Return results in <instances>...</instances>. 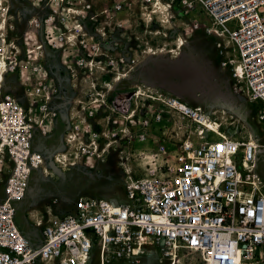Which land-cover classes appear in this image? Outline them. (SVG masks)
<instances>
[{"label":"built area","instance_id":"built-area-1","mask_svg":"<svg viewBox=\"0 0 264 264\" xmlns=\"http://www.w3.org/2000/svg\"><path fill=\"white\" fill-rule=\"evenodd\" d=\"M64 1H53L47 15L30 20L35 42L26 47V61L4 60L5 73L15 67L30 70L21 77L28 110L12 94L0 95V164L6 157L12 164L0 187V264H87L94 249L100 254L99 264L108 256L131 257L138 263L148 247L157 248L162 259H171L177 250L193 256L197 264H264V193L256 168L259 146L226 135L211 139L203 127L176 140L170 135L180 128H166L156 152L143 164L145 173L133 179L125 169L126 201L78 197L72 211L62 216H53L48 208L49 217L36 223L41 230L38 239L20 230L15 203L25 197L32 168L44 161L32 151L30 118L37 112L40 123L53 121L68 103L40 62L43 51L60 52L67 60L75 48L84 49L77 64L91 70L95 59L88 57L100 50L97 44L85 45L100 33L96 16L89 15L90 4L74 9L67 0L68 7L61 9ZM179 1L187 11L194 3L199 5L207 24L194 20V30L203 29L222 43L220 69L229 76L235 95L244 94L259 104L258 118L264 125V0ZM121 9L115 5V11ZM103 13L108 16L107 10ZM85 18L93 31L79 23ZM150 99L159 100L182 122L199 127L205 118L199 108L176 97ZM116 107L121 108L120 103ZM136 110L130 109L128 117L133 118ZM144 113L153 123L163 119L153 105ZM138 127L135 140L144 142L152 127L150 119L139 121ZM262 152L264 156V148Z\"/></svg>","mask_w":264,"mask_h":264},{"label":"rangeland","instance_id":"rangeland-1","mask_svg":"<svg viewBox=\"0 0 264 264\" xmlns=\"http://www.w3.org/2000/svg\"><path fill=\"white\" fill-rule=\"evenodd\" d=\"M53 1L57 0H0V95L12 94L27 110L21 77L30 69L15 67L5 73L4 60L10 57L17 64L27 60L26 47L35 42L29 22L34 15H47ZM66 1L61 9L68 7ZM154 1L70 0L74 9L89 3V15L97 18L95 27L100 33L93 42L85 43L100 47L88 57V61L95 59L89 65L91 70L77 64L85 55L84 49L75 48L64 61L60 52L44 49L40 62L68 103L53 121L40 123L37 112L30 118L32 151L44 161L32 168L25 197L15 203L17 224L30 238L40 237L36 223L49 217L48 208L53 216H62L72 211L78 197L126 201L125 169L133 179L141 177L143 164L156 152L166 128H180L171 133L174 140L188 131L200 130V126L171 116L159 100L151 101L160 95L199 108L223 135L239 140L263 137L256 143L260 149L257 175L264 193V125L258 118L259 104L248 101L244 94H234L229 76L220 69L222 43L203 29L194 30V20L207 24L197 3L187 11L179 0H160L169 9L170 24L163 23L162 14L152 12ZM116 4L122 6L120 11L114 10ZM79 23L93 31L88 18ZM149 105L162 114L161 122L153 123L150 115H145ZM130 109H137L133 118L128 117ZM144 118L150 119L152 127L147 140L137 142L138 122ZM209 138L218 137L210 134ZM0 166L1 187L12 164L6 157ZM177 255L175 261L173 254L171 259H162L157 248L148 247L138 263L131 257L108 256L106 264H197L196 259L191 260L193 256H184V252ZM99 257L98 251L92 250L87 264H99Z\"/></svg>","mask_w":264,"mask_h":264},{"label":"bare ground","instance_id":"bare-ground-1","mask_svg":"<svg viewBox=\"0 0 264 264\" xmlns=\"http://www.w3.org/2000/svg\"><path fill=\"white\" fill-rule=\"evenodd\" d=\"M153 11V13L155 14V13H158V14H162L163 15V17H164V20H163V23H170L171 24V21H170V13H169V9H168V11H167V8H166V6L160 1V0H155L154 1V5H153V9H152ZM160 16V15H159ZM148 19V18H147ZM149 20V19H148ZM151 52H152V50H151ZM117 80L118 79H116V78H114L113 79V83H116L117 82ZM200 127H203V128H205L206 130H207V132H209L210 134H212V135H214V136H216V137H218V138H220L221 136H224L222 133H221V131H220V129H219V127H218V125H215V124H213L211 121H210V119L209 118H207L206 116H205V118L203 119V120H201V125H200ZM201 130V129H200ZM261 139H263V137L262 138H260L258 135H254V137L253 138H251L250 140L251 141H253V142H258V140H261ZM257 144V143H256ZM256 168H257V171H258V164H257V166H256ZM258 174V173H257ZM177 250H175V252L173 253V259H174V261H175V259L177 258ZM107 262L105 261L103 264H106Z\"/></svg>","mask_w":264,"mask_h":264},{"label":"water","instance_id":"water-1","mask_svg":"<svg viewBox=\"0 0 264 264\" xmlns=\"http://www.w3.org/2000/svg\"><path fill=\"white\" fill-rule=\"evenodd\" d=\"M49 165L51 166V168H52L54 171H58V169L56 168V166L54 165L53 162H49Z\"/></svg>","mask_w":264,"mask_h":264},{"label":"crops","instance_id":"crops-1","mask_svg":"<svg viewBox=\"0 0 264 264\" xmlns=\"http://www.w3.org/2000/svg\"><path fill=\"white\" fill-rule=\"evenodd\" d=\"M62 59H63V58H62ZM63 61H64V60H63ZM134 67H136V66H133L132 69H135ZM135 78H136V77H135ZM135 78H134V79H135ZM123 81H126V80H123ZM131 85H135V84H131Z\"/></svg>","mask_w":264,"mask_h":264}]
</instances>
